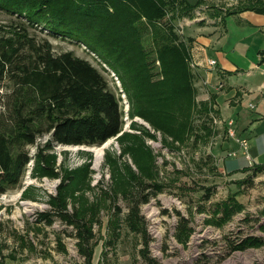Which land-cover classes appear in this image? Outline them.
Segmentation results:
<instances>
[{
    "label": "rangeland",
    "instance_id": "1",
    "mask_svg": "<svg viewBox=\"0 0 264 264\" xmlns=\"http://www.w3.org/2000/svg\"><path fill=\"white\" fill-rule=\"evenodd\" d=\"M224 2L227 11L239 5ZM173 16L170 10L165 21L174 22L176 32L188 42L185 29L182 32L184 16ZM18 33L27 34L28 42H50L55 53L71 50L90 60L111 90L121 93L125 124L123 134L107 140L100 166L95 165L93 148L107 141L55 142L45 148L44 135L26 146L31 159L24 175L0 195V264H153L150 258L158 264H264V171L256 173V164L242 165L246 159L229 134V118L220 114L211 97L200 98L197 90V102L207 101L209 111H194L189 134L166 133L141 116L131 119L121 81L85 44L0 6V37ZM3 84L0 90L6 92L11 82ZM40 150L52 168L38 167ZM63 177H71L63 192L68 207L94 220L96 242L90 260L80 253L75 227L61 220L50 204ZM140 182L155 183L159 189L154 194L148 186L150 200L139 205L149 259L142 254V231L130 228L126 220L130 195ZM41 211H51L53 223L38 222ZM182 221L190 229L180 236ZM242 241L246 247L233 246Z\"/></svg>",
    "mask_w": 264,
    "mask_h": 264
},
{
    "label": "trees",
    "instance_id": "2",
    "mask_svg": "<svg viewBox=\"0 0 264 264\" xmlns=\"http://www.w3.org/2000/svg\"><path fill=\"white\" fill-rule=\"evenodd\" d=\"M0 6L85 44L118 76L131 119L141 116L158 130L184 137L194 111H209L207 101L196 99L190 43L181 39L174 22L165 21L170 10L174 19L188 14L193 5L187 0H0ZM246 9L264 13V0H243L233 12ZM27 37L22 33L0 37V87L11 82L6 92L0 90V195L21 180L31 159L26 146L40 136L48 135L44 147L52 148L55 142L101 145L124 133L121 93L111 90L98 67L71 50L55 53L50 42L37 44ZM47 158L40 150L38 167L52 168ZM252 169L261 172L264 165ZM70 181L71 177L62 178L50 204L61 220L75 227L80 253L90 260L96 242L94 220L68 207L63 192ZM137 185L126 220L130 228L142 231V254L149 259V237L139 205L150 200L148 186H153L154 194L159 189L150 182ZM53 215L41 211L37 221L51 224ZM179 229L180 236L188 234L187 221ZM233 246L247 245L242 241Z\"/></svg>",
    "mask_w": 264,
    "mask_h": 264
},
{
    "label": "crops",
    "instance_id": "3",
    "mask_svg": "<svg viewBox=\"0 0 264 264\" xmlns=\"http://www.w3.org/2000/svg\"><path fill=\"white\" fill-rule=\"evenodd\" d=\"M187 1L193 8L184 15L182 32L190 43L198 96L212 97L220 114L234 119L238 136L248 139L249 158L236 144L246 159L242 165H264V13H229L222 5L243 0ZM210 58L217 62L213 67Z\"/></svg>",
    "mask_w": 264,
    "mask_h": 264
},
{
    "label": "built area",
    "instance_id": "4",
    "mask_svg": "<svg viewBox=\"0 0 264 264\" xmlns=\"http://www.w3.org/2000/svg\"><path fill=\"white\" fill-rule=\"evenodd\" d=\"M216 63L217 62H216L215 59H213V58L208 59V64H209L210 67L215 66ZM263 73H264V68H263ZM263 84H264V82H263ZM249 106L250 107H254V104L253 103H249ZM227 123H228L229 127H231V136H233L234 139L239 143L240 147L243 149L244 154L249 158L250 154L248 152V148H249L248 139L245 138V137H240V136L237 135L235 127H234L235 122H234L233 118L228 119Z\"/></svg>",
    "mask_w": 264,
    "mask_h": 264
},
{
    "label": "bare ground",
    "instance_id": "5",
    "mask_svg": "<svg viewBox=\"0 0 264 264\" xmlns=\"http://www.w3.org/2000/svg\"><path fill=\"white\" fill-rule=\"evenodd\" d=\"M115 76H116V78H118V76L116 74H115ZM228 131H229V134L231 135V127H229ZM108 143H109V141H107L103 146L93 148V150L95 152V165L96 166H100V163H101V160H102V157L104 154V149L108 145ZM26 204H28V203H26Z\"/></svg>",
    "mask_w": 264,
    "mask_h": 264
}]
</instances>
